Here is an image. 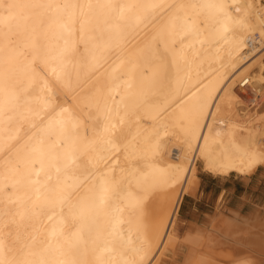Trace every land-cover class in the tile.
<instances>
[{"label": "bare ground", "instance_id": "6f19581e", "mask_svg": "<svg viewBox=\"0 0 264 264\" xmlns=\"http://www.w3.org/2000/svg\"><path fill=\"white\" fill-rule=\"evenodd\" d=\"M260 99L264 0H0V260L162 264L198 163L264 167Z\"/></svg>", "mask_w": 264, "mask_h": 264}, {"label": "rangeland", "instance_id": "374dc122", "mask_svg": "<svg viewBox=\"0 0 264 264\" xmlns=\"http://www.w3.org/2000/svg\"><path fill=\"white\" fill-rule=\"evenodd\" d=\"M250 99L252 101V98L249 97V99L247 100V102L249 101L247 105L251 104ZM263 100L261 99L257 100L255 103H258L259 101L258 104L260 105L262 104L261 102ZM198 164L199 165H197V176L199 178V187L197 188L198 189L196 192L197 194L196 196H192L189 194H186L184 196V199L181 203L178 216L174 225L173 232L178 239L177 240L178 244L176 245V247L178 246L180 247L178 248L175 247L174 250L170 251L168 253L169 255H167V257L163 260L162 264H186L188 256L192 255L194 250H195L194 253L197 252L196 256L200 258L203 257L204 260L205 261L207 260L206 262H208L209 264H216L213 263L214 261L215 262L217 261V264H223L227 259H229L230 261V258H225L226 255L229 257L230 252L238 254L237 253L238 251L241 252L243 250L246 251V248L249 249L251 242L248 239H247L248 241L245 240V238L249 237L246 236L247 234L244 232L245 230L247 233L251 232L249 233L250 235L256 232L254 228H250V225L244 224L247 223L244 217H235L233 212L230 209H228L227 204H225L224 201L222 203L220 202L217 204L214 203V196L212 197V194L216 192L217 186L220 184L219 179L214 175L204 171L201 163ZM244 180L246 182L245 184L250 182L248 188L238 189L236 193L232 195V199L231 198L228 199L230 202L229 205L232 208H236V207L239 208L247 204L242 214L248 213L254 207H258V206L261 207L262 211H264V167H261L260 170H258L255 174H253L249 178L245 177ZM232 220H234V222H232ZM235 220H239V222ZM227 225L228 226L231 225L230 230L227 229L228 228ZM237 225H239V227H237ZM243 226L246 227L247 229L243 228ZM232 227H234L235 229ZM238 228L245 230L243 232L242 231L239 232L240 230ZM248 229H251L252 231ZM230 232L232 233L238 232L239 235L241 236L244 235V239H243L244 244L243 241H241L242 243L236 241L237 239L236 236L233 238L232 233ZM199 236L201 237L203 236L205 238L203 237L200 238ZM193 239L196 240L199 239V243L202 241L200 245L201 246L204 245V246L203 247L199 246L198 242L195 245L189 242V240L193 241ZM202 239L204 240L205 243L208 242V240L209 242H211L212 240V242L214 241L213 243L215 244H212L211 242V245L208 243L207 245L209 246L213 245V247L206 246ZM245 241L249 242L250 244L247 243L248 244L247 245ZM251 248H250L251 250L254 249L253 251H255L254 254H252L251 256H253L254 259L255 258L257 259L256 264L257 263L264 264V245L263 248L262 247L259 248L260 250L256 249L255 247H251ZM199 249L203 250L204 252L200 251ZM257 250L258 252H256ZM205 251L207 253H205ZM208 256H211L213 259H211V257H209L208 259ZM198 257L193 258L191 260V264H194L198 259ZM205 257H207V259ZM228 262L226 261V263Z\"/></svg>", "mask_w": 264, "mask_h": 264}, {"label": "crops", "instance_id": "0c3cea01", "mask_svg": "<svg viewBox=\"0 0 264 264\" xmlns=\"http://www.w3.org/2000/svg\"><path fill=\"white\" fill-rule=\"evenodd\" d=\"M219 179L220 184L217 186V190L214 194H212V197L214 196V203H222L223 201L225 202V204H227L228 209H230L231 211H233V214L236 213V215L238 214V217H244L245 221L249 222V223H261L264 219V211H262L261 207H254L250 212L242 214L243 210L245 209V206L239 207V208H232L229 205V198L232 199V195L236 193V191L240 188H248L249 183L245 184V177L244 176H239L237 174H231L230 176L227 177H219V176H215ZM247 178V177H246ZM251 181V180H250ZM184 199V198H183ZM236 215H234L235 217H237ZM256 219V220H255ZM258 219L262 220L257 221ZM250 220L252 222H250ZM255 224L257 227H253L255 230H257L258 228L261 229L260 231L257 230L253 235H255L256 233H260L261 236H264V232L263 229L259 226L260 224ZM251 226V224H250ZM259 226V227H258ZM263 232V233H262ZM255 236H260V235H255ZM260 236V237H261Z\"/></svg>", "mask_w": 264, "mask_h": 264}, {"label": "snow or ice", "instance_id": "6c2138e0", "mask_svg": "<svg viewBox=\"0 0 264 264\" xmlns=\"http://www.w3.org/2000/svg\"><path fill=\"white\" fill-rule=\"evenodd\" d=\"M202 7H212V5H208V4H204L201 5ZM9 7H11V5H9ZM44 8L48 9L49 11L55 13L58 9H60L61 7H67L65 6H61V5H55L51 2H49L48 4L43 5ZM0 264H5V261L0 260Z\"/></svg>", "mask_w": 264, "mask_h": 264}]
</instances>
